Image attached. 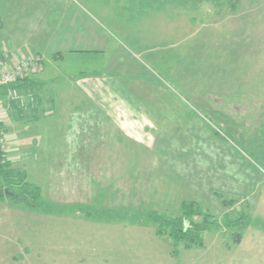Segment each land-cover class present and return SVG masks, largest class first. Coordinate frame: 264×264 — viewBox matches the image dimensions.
<instances>
[{"label":"rangeland","instance_id":"obj_1","mask_svg":"<svg viewBox=\"0 0 264 264\" xmlns=\"http://www.w3.org/2000/svg\"><path fill=\"white\" fill-rule=\"evenodd\" d=\"M90 1L93 7L102 2ZM148 2L130 10L110 5L116 10L104 12L81 0L80 8L93 16L94 29L127 46L131 59L143 63L155 87L165 88L172 100L155 107L157 114L152 105L142 107L153 121V148L100 133L93 146L120 148L122 172L101 170L107 186L90 179L88 202L78 215L72 205L53 210L21 204L16 242L0 253L6 261L14 257L7 264H264V0H156L159 8L166 3L165 11L156 12L144 11ZM70 3H59L65 22ZM67 55L51 69L53 88H65L62 82L78 71L101 70L94 60L84 68L83 54ZM133 95L143 99L137 90ZM46 141L52 147L90 143L50 134ZM14 161L8 162L16 168ZM42 175L30 181L41 183ZM58 181L42 187L44 200L47 191L84 189L69 177ZM183 201L195 202L214 220L200 247L175 248L148 219L176 217Z\"/></svg>","mask_w":264,"mask_h":264},{"label":"crops","instance_id":"obj_2","mask_svg":"<svg viewBox=\"0 0 264 264\" xmlns=\"http://www.w3.org/2000/svg\"><path fill=\"white\" fill-rule=\"evenodd\" d=\"M82 2L91 10L104 12L116 10L110 5L117 4L121 7L118 10H130L129 6L140 5V0H128L122 4L118 0L116 3L102 0L99 7H93L90 0ZM59 3L60 0H0V57L3 62L12 65L32 58L40 60L42 65V71L27 80L15 86H3L0 101L10 123L9 127L6 125L9 133L4 134L5 142L8 141L6 159L11 162L14 158L15 167L24 170L27 181L40 189L43 205L53 210L72 205L74 214L78 215L80 212L76 210L87 205L84 195L89 190L90 179L99 181L96 187L107 186L105 182L109 178L101 174V170H123L122 159L119 161L117 158L123 155V151L115 147L93 146V139L99 138L103 131H110L111 137L129 139L141 149L151 151L153 140L150 135L154 125L151 116L142 107L152 105L151 112L157 114L155 107L170 106L172 100L166 98L165 88L155 87L156 81L151 78L146 66L131 59L127 46H117L103 30L92 27L95 20L86 9H81V0H72L68 9H64L66 22L63 21L64 14L60 15ZM165 5L163 3V7L159 8L156 0H149L144 11H165ZM78 53L87 57L83 59L84 68L91 69L95 65L94 60L100 63L101 70L78 71L62 82L65 88H53L52 67L64 62L67 54L76 57ZM125 76L132 78L125 80ZM12 90L17 97L12 98ZM136 90L143 95V99H136L133 95ZM150 93L154 98L149 97ZM157 94L164 97L156 98ZM50 118L55 119L47 125L46 121ZM49 134L59 139H77L79 144L90 139V143L76 147L73 141L74 146H47ZM28 164L30 166L26 169ZM97 172L98 175H95ZM42 173L41 183L30 181L31 177L37 179ZM51 176L58 182H64L68 177L75 185L83 182L84 189H71L69 193L65 187L56 191L59 193L47 191L49 201H46L42 187L46 189L45 185L54 181ZM93 186L91 183L90 187ZM21 206L8 199L0 200L1 256L16 242L15 225L19 214L24 212ZM40 213H43L41 209ZM12 259V256L8 261L0 258V264H7Z\"/></svg>","mask_w":264,"mask_h":264},{"label":"trees","instance_id":"obj_3","mask_svg":"<svg viewBox=\"0 0 264 264\" xmlns=\"http://www.w3.org/2000/svg\"><path fill=\"white\" fill-rule=\"evenodd\" d=\"M17 84L18 82L14 86ZM2 87L0 86V89ZM7 132L8 128L0 124V141ZM26 178L27 176L24 170L13 168L8 162L0 142V200L8 199L11 203L18 205L42 206L40 189L29 183ZM5 193L7 194L5 195ZM225 204L232 205V202ZM194 217L202 218V222L196 224L192 220ZM148 219L153 225H156L155 234L158 236L167 235L166 239L171 240L175 248L179 244H183L186 248L202 246L203 233L211 230L214 224L213 218L197 206L195 202H183L180 205V211L176 217L169 218L155 215ZM224 221L227 222L225 224L226 227L232 224L227 218H224Z\"/></svg>","mask_w":264,"mask_h":264},{"label":"built area","instance_id":"obj_4","mask_svg":"<svg viewBox=\"0 0 264 264\" xmlns=\"http://www.w3.org/2000/svg\"><path fill=\"white\" fill-rule=\"evenodd\" d=\"M42 71L40 60L38 59H22L14 62L12 65H7L0 57V86L14 85L17 82L23 81L32 75ZM12 98L17 97L14 90L10 92ZM7 112L0 105V124L7 125ZM1 147L4 149L5 137L3 136ZM5 152V150H4Z\"/></svg>","mask_w":264,"mask_h":264}]
</instances>
